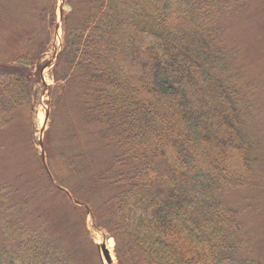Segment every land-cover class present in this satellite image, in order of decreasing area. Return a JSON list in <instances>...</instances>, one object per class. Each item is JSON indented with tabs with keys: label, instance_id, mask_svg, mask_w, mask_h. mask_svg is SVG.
<instances>
[{
	"label": "trees",
	"instance_id": "16d2710c",
	"mask_svg": "<svg viewBox=\"0 0 264 264\" xmlns=\"http://www.w3.org/2000/svg\"><path fill=\"white\" fill-rule=\"evenodd\" d=\"M256 1L67 0L51 98L95 130L105 158L95 165L72 140L62 155L68 174L56 181L87 199L113 190L92 215L114 237L119 264H264L237 257L250 237L227 199L259 183L264 152L254 130L259 85L228 44L231 22L264 9ZM36 59L28 51L0 67V129L5 111L30 102ZM17 191L0 185V264H75L26 223L29 203L14 201Z\"/></svg>",
	"mask_w": 264,
	"mask_h": 264
},
{
	"label": "rangeland",
	"instance_id": "374dc122",
	"mask_svg": "<svg viewBox=\"0 0 264 264\" xmlns=\"http://www.w3.org/2000/svg\"><path fill=\"white\" fill-rule=\"evenodd\" d=\"M61 6L63 11L69 10L66 0H0V63L21 55L26 49L39 57L36 66L31 63L28 69L31 77L26 80L32 94L30 102L11 113H3L9 124L0 129V185L15 184L13 191L16 188L18 191L12 194V199L17 202L27 199L29 203L23 216L26 223L46 230L59 243V251L73 256L75 264H107L99 256L96 244L102 243V239H113L94 227L91 215L84 217L81 207L75 208L67 196L54 192L50 184L48 187L47 174L42 165L40 139L44 141V157L50 171L61 179L68 174L62 155L76 147L70 144L72 140L83 141L85 148L98 157L95 165L105 158L100 157L95 130L85 124L78 114L58 109V105L63 103L60 96L54 101L51 98V87L54 85L51 69L62 41ZM55 7L57 15L54 21L59 23L58 32L56 27L51 26ZM256 7L261 6L256 5L252 12L231 22L229 32L231 40L234 41L235 37V42H238L236 47L243 51L240 62L249 66L250 76L257 79L261 86L262 116L254 130L264 144V11H256ZM34 72H39V81L33 76ZM58 95L56 91L55 96ZM49 103L54 104L52 111L49 110ZM74 132L76 137H71ZM257 168L261 184L238 188L230 192L227 199L241 209L242 234L250 237L248 245L238 251L237 257L264 261V152ZM20 175L21 180L15 182ZM112 191L108 188L90 195L88 199L81 190L77 194L90 208H96ZM3 240L0 235V241ZM114 245L112 264H119Z\"/></svg>",
	"mask_w": 264,
	"mask_h": 264
},
{
	"label": "water",
	"instance_id": "95a60500",
	"mask_svg": "<svg viewBox=\"0 0 264 264\" xmlns=\"http://www.w3.org/2000/svg\"><path fill=\"white\" fill-rule=\"evenodd\" d=\"M103 252L105 254V257L109 263H111V256L109 254L108 249L105 247V244L102 245Z\"/></svg>",
	"mask_w": 264,
	"mask_h": 264
},
{
	"label": "bare ground",
	"instance_id": "6f19581e",
	"mask_svg": "<svg viewBox=\"0 0 264 264\" xmlns=\"http://www.w3.org/2000/svg\"><path fill=\"white\" fill-rule=\"evenodd\" d=\"M102 240L106 242L107 247H108V249L110 250V252H111V254H112L113 240H111V241H107L106 239H105V240L102 239ZM112 256H113V255H112Z\"/></svg>",
	"mask_w": 264,
	"mask_h": 264
}]
</instances>
